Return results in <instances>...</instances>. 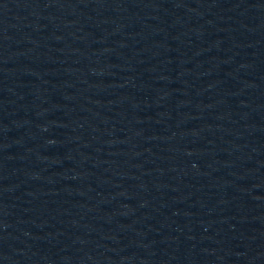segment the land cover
I'll return each mask as SVG.
<instances>
[{
	"label": "water",
	"instance_id": "95a60500",
	"mask_svg": "<svg viewBox=\"0 0 264 264\" xmlns=\"http://www.w3.org/2000/svg\"><path fill=\"white\" fill-rule=\"evenodd\" d=\"M0 264H264V0H0Z\"/></svg>",
	"mask_w": 264,
	"mask_h": 264
}]
</instances>
